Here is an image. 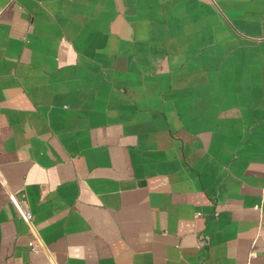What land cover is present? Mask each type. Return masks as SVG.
<instances>
[{
  "label": "crops",
  "instance_id": "0c3cea01",
  "mask_svg": "<svg viewBox=\"0 0 264 264\" xmlns=\"http://www.w3.org/2000/svg\"><path fill=\"white\" fill-rule=\"evenodd\" d=\"M0 264H264V0H0Z\"/></svg>",
  "mask_w": 264,
  "mask_h": 264
},
{
  "label": "built area",
  "instance_id": "2783aa9c",
  "mask_svg": "<svg viewBox=\"0 0 264 264\" xmlns=\"http://www.w3.org/2000/svg\"><path fill=\"white\" fill-rule=\"evenodd\" d=\"M11 197L12 199H14L15 204L18 207L21 215L28 221L33 220L34 214L28 206L26 195L22 194L21 197H16L15 195L11 194Z\"/></svg>",
  "mask_w": 264,
  "mask_h": 264
}]
</instances>
